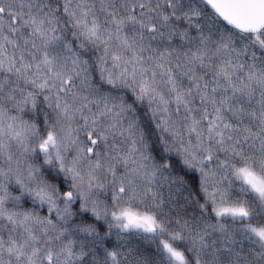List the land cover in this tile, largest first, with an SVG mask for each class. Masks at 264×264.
<instances>
[{
	"label": "snow or ice",
	"instance_id": "6c2138e0",
	"mask_svg": "<svg viewBox=\"0 0 264 264\" xmlns=\"http://www.w3.org/2000/svg\"><path fill=\"white\" fill-rule=\"evenodd\" d=\"M0 264H264V0H0Z\"/></svg>",
	"mask_w": 264,
	"mask_h": 264
}]
</instances>
